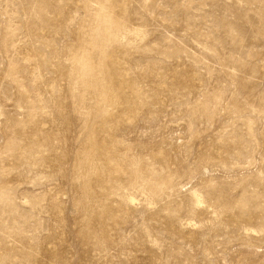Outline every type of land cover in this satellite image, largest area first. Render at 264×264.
Returning <instances> with one entry per match:
<instances>
[{
	"label": "rangeland",
	"instance_id": "rangeland-1",
	"mask_svg": "<svg viewBox=\"0 0 264 264\" xmlns=\"http://www.w3.org/2000/svg\"><path fill=\"white\" fill-rule=\"evenodd\" d=\"M0 264H264V0H0Z\"/></svg>",
	"mask_w": 264,
	"mask_h": 264
}]
</instances>
